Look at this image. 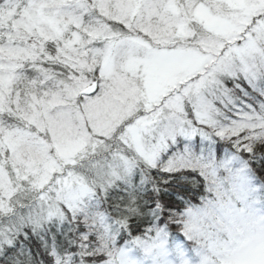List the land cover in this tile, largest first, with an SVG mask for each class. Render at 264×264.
I'll return each instance as SVG.
<instances>
[{"label": "snow or ice", "instance_id": "1", "mask_svg": "<svg viewBox=\"0 0 264 264\" xmlns=\"http://www.w3.org/2000/svg\"><path fill=\"white\" fill-rule=\"evenodd\" d=\"M258 157L264 0H0V264H264Z\"/></svg>", "mask_w": 264, "mask_h": 264}, {"label": "trees", "instance_id": "2", "mask_svg": "<svg viewBox=\"0 0 264 264\" xmlns=\"http://www.w3.org/2000/svg\"><path fill=\"white\" fill-rule=\"evenodd\" d=\"M224 151L237 157L240 163L242 165H245L247 158L241 159L239 155L233 153L232 149L227 144H223L219 148V152L217 153V155H221ZM248 169L251 175L253 176L255 182L259 184L262 188H264V159H260L258 157L256 161L251 163V167ZM172 199L174 201L172 205L174 214H183L189 210L193 213H196L199 209L202 208L204 202L207 199H210V196L203 184H201L199 187H193L191 184H189L187 185V190L184 193V199L182 201L179 200L175 195L172 197ZM161 227H163V224H161ZM166 232L169 243L172 241L178 242L180 240L181 242H184V244H186L187 248H192L191 245H189L190 242L185 240L184 234L179 229L177 224H169L166 229ZM136 234L139 235V233ZM121 243H123V241H121ZM136 254L139 255V253Z\"/></svg>", "mask_w": 264, "mask_h": 264}, {"label": "rangeland", "instance_id": "3", "mask_svg": "<svg viewBox=\"0 0 264 264\" xmlns=\"http://www.w3.org/2000/svg\"><path fill=\"white\" fill-rule=\"evenodd\" d=\"M225 156L229 157L233 160L236 168H243L239 161V159L228 152L224 151L219 158H224ZM242 185L244 191L242 192V196L244 197V202L248 205L249 211L255 215L256 217H264V188H262L259 184H257L251 175L249 169H246L242 175ZM203 207V206H202ZM200 210V209H199ZM198 210V211H199ZM190 245V243H189ZM170 250L174 252V250L179 247L183 250V255L185 259H189L195 255V252L192 248H187L184 242L180 240L178 242L172 241L169 243ZM190 249V251H189ZM179 260V257H175Z\"/></svg>", "mask_w": 264, "mask_h": 264}]
</instances>
